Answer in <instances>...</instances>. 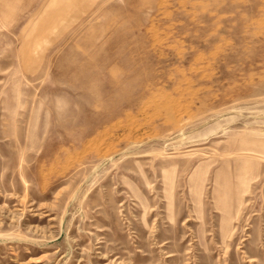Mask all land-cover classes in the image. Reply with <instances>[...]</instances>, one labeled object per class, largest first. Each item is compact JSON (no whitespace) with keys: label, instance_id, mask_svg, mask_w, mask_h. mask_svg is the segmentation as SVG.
Listing matches in <instances>:
<instances>
[{"label":"rangeland","instance_id":"rangeland-1","mask_svg":"<svg viewBox=\"0 0 264 264\" xmlns=\"http://www.w3.org/2000/svg\"><path fill=\"white\" fill-rule=\"evenodd\" d=\"M0 264H264V0H0Z\"/></svg>","mask_w":264,"mask_h":264}]
</instances>
